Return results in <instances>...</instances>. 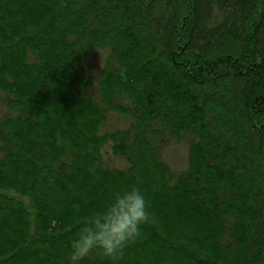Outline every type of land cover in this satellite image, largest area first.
I'll return each mask as SVG.
<instances>
[{
    "label": "trees",
    "instance_id": "trees-1",
    "mask_svg": "<svg viewBox=\"0 0 264 264\" xmlns=\"http://www.w3.org/2000/svg\"><path fill=\"white\" fill-rule=\"evenodd\" d=\"M126 185L153 220L116 264H264V0H0V264H67Z\"/></svg>",
    "mask_w": 264,
    "mask_h": 264
},
{
    "label": "clouds",
    "instance_id": "clouds-1",
    "mask_svg": "<svg viewBox=\"0 0 264 264\" xmlns=\"http://www.w3.org/2000/svg\"><path fill=\"white\" fill-rule=\"evenodd\" d=\"M153 213L143 191L126 185L114 191L103 204L84 216L67 246V264L89 256L116 264L125 249L141 237L142 226Z\"/></svg>",
    "mask_w": 264,
    "mask_h": 264
},
{
    "label": "rangeland",
    "instance_id": "rangeland-1",
    "mask_svg": "<svg viewBox=\"0 0 264 264\" xmlns=\"http://www.w3.org/2000/svg\"><path fill=\"white\" fill-rule=\"evenodd\" d=\"M104 58L105 50H97L93 52L86 63L85 73H94L102 65ZM126 122V118L110 114L109 119L104 126V130L121 127L125 125ZM163 158L173 170H182L186 166V147L183 144L171 146L164 152ZM112 164H114L115 166H123V163L121 161H112ZM184 224H186L185 226L188 230H191V228H193L192 221H184Z\"/></svg>",
    "mask_w": 264,
    "mask_h": 264
}]
</instances>
